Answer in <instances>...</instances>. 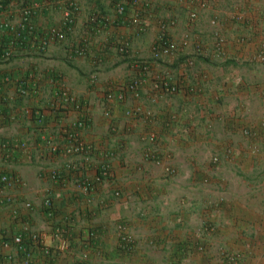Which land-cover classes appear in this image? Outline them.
<instances>
[{"label":"crops","instance_id":"crops-1","mask_svg":"<svg viewBox=\"0 0 264 264\" xmlns=\"http://www.w3.org/2000/svg\"><path fill=\"white\" fill-rule=\"evenodd\" d=\"M38 1V25L62 24L70 0ZM125 1L120 15L115 0H79L69 45L0 63V78H12L0 81V179L15 180L0 184V264H25L13 237L28 245L34 232L49 250L29 247L37 264H264V0H209L194 22L187 0ZM136 8L142 31L129 21ZM170 18L171 37L189 43L157 60L159 20ZM127 39V53L113 46ZM198 43L208 55L195 57ZM33 73L39 93L20 96L15 80ZM134 79L139 97L126 87ZM136 106L142 113L133 117ZM82 118L89 127L75 126ZM71 132L92 146L95 162L115 153L93 190L82 185L95 180L93 166L52 178L72 159L52 144ZM124 234L133 238L127 249Z\"/></svg>","mask_w":264,"mask_h":264},{"label":"built area","instance_id":"built-area-1","mask_svg":"<svg viewBox=\"0 0 264 264\" xmlns=\"http://www.w3.org/2000/svg\"><path fill=\"white\" fill-rule=\"evenodd\" d=\"M130 3L135 8V5H139L140 2L145 0H129ZM41 4L38 0H0V63H8L14 60L17 57H23L24 55H29L32 53H46L49 46L53 43H60L66 41L68 37V32L72 31V26L75 23V14L80 9L79 0H70L68 5L64 7L63 10V19L62 24H54L48 26H40L36 23L35 17L39 13ZM209 0H187L188 8V17L191 22H194L198 19L199 15L208 8ZM115 9L118 14L125 15L128 10V4L125 0H115ZM139 9L131 14L129 21L138 27L139 31L145 29V20ZM262 15L264 16V8L262 9ZM243 16L240 13H235L234 18H242ZM92 22H97L99 20V14L97 12L92 13L91 19ZM177 23L175 18L170 19H160L159 20V31L156 35L152 55L157 60H163L167 56H170L176 53L178 50L188 46V39L184 38L181 41H178L171 37L169 33V28L174 26ZM211 24L217 25V18L211 19ZM5 32V34H4ZM220 31L216 29L215 34L217 40L222 42L224 38L222 37ZM7 34V35H6ZM241 43H247L249 41L248 34H242L239 37ZM113 46L117 48L121 53H127L131 48L130 40H121L115 41ZM83 48L77 47L74 48V52L82 54ZM220 49V47H217ZM195 57H201L208 55L201 43H198L194 48ZM259 58H264V42L260 45V48L257 52ZM187 63H194V59L191 57L188 59ZM4 77V76H3ZM0 78L2 80H11L12 78L7 75V77ZM35 74L28 75L25 78H19L15 80V89L20 96H30L36 95L40 91V86L35 84L33 81ZM161 78V77H160ZM159 84V83H158ZM141 81L139 79L132 80L129 84H126L127 90H130L131 93L136 97H139ZM162 85L170 90L176 91L178 86L165 84ZM61 95L67 97L65 90L61 91ZM126 94L124 92L117 95L119 99H124ZM109 100H112L114 95L110 92L107 95ZM68 100L72 101L77 108H80L81 103L77 101L74 96H68ZM127 113L133 117H137L142 113L140 107H131L128 109ZM40 114V110L38 112ZM106 114H110V111H106ZM90 120L88 118H82L75 122L76 127H89ZM53 150L63 151L65 155L72 156V159H68L64 163V169H56L52 172L53 179H59L63 170L69 172H80L83 171V168L93 166L95 168V180H90L85 178L82 180V185L85 190L90 191L94 188V181H100L102 177L109 175L111 171V161L110 157L113 156L114 152H109L105 154V158L99 161L93 160L94 149L90 144L82 140L79 137L77 132H71L68 135L67 141L63 144H52ZM217 160V157L214 158ZM168 170H170L168 168ZM171 171V170H170ZM174 170H172L173 172ZM15 180L9 177L7 174H3L0 179V184L5 188H9ZM119 193V192H118ZM8 200L11 201V198L8 197ZM3 203L8 201L3 200ZM45 205L51 207L52 199L47 197L45 199ZM28 207H32L31 202H27ZM31 242L28 243L25 241L24 237L20 235H15L13 237L14 247L19 251L24 253L23 262L25 264H37L33 262V251L29 248L30 246L40 247L44 249L45 253H48L49 250L45 243V238L40 234L34 232L30 235ZM124 242V248H130L133 245V238L130 235L124 234L122 236ZM229 260H236L237 255L233 252H225ZM14 258L13 254L9 253L7 259L12 260Z\"/></svg>","mask_w":264,"mask_h":264},{"label":"rangeland","instance_id":"rangeland-1","mask_svg":"<svg viewBox=\"0 0 264 264\" xmlns=\"http://www.w3.org/2000/svg\"><path fill=\"white\" fill-rule=\"evenodd\" d=\"M72 39H73V38L69 37L67 42H69V43L72 42V41H71ZM66 40H67V39H66ZM59 45H60V48L63 49V47H66V45H69V44H67L66 41H65V43H62V44H59Z\"/></svg>","mask_w":264,"mask_h":264}]
</instances>
